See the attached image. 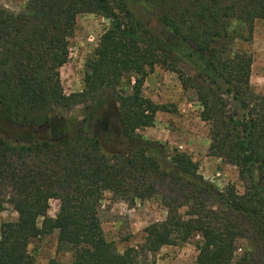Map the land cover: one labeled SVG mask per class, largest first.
Returning <instances> with one entry per match:
<instances>
[{
    "label": "trees",
    "instance_id": "16d2710c",
    "mask_svg": "<svg viewBox=\"0 0 264 264\" xmlns=\"http://www.w3.org/2000/svg\"><path fill=\"white\" fill-rule=\"evenodd\" d=\"M164 4L168 39L149 36L124 0H27L19 13L0 3V117L25 131L12 139L0 131V195L18 213L1 232L0 264H37L30 241L54 232L62 248L83 253L49 264H149V254L197 235L203 239L195 264H264V95L251 85L252 54H231L237 28L253 35L255 21L264 19V0ZM82 13L109 19L110 28L86 62L84 88L67 94L61 68ZM181 63L196 76L186 75ZM156 65L196 90L210 125L208 155L237 162L244 193L232 184L219 188L190 154L139 133L155 125L159 112L177 111L143 93ZM129 73L135 78L128 87ZM80 104L86 122L115 118L127 149L84 130L57 139L32 132L49 125L56 109ZM106 193L129 205L159 196L166 218L145 228L139 248L120 252L102 226ZM53 199L60 202L55 217L49 215Z\"/></svg>",
    "mask_w": 264,
    "mask_h": 264
},
{
    "label": "rangeland",
    "instance_id": "374dc122",
    "mask_svg": "<svg viewBox=\"0 0 264 264\" xmlns=\"http://www.w3.org/2000/svg\"><path fill=\"white\" fill-rule=\"evenodd\" d=\"M130 12L139 20L149 36L168 39L172 33L163 21L166 12L165 0H124ZM9 11L19 13L26 7L27 0H0ZM110 28V20L93 13H82L77 17L76 29L71 38V54L69 61L61 68V79L67 94L79 92L84 88L86 62L93 56L102 34ZM233 40L234 52L246 51L253 56L251 85L256 93L264 95V19H257L253 35L249 29L238 27ZM186 75L195 77V71L186 64H180ZM135 74L124 77V85L131 86ZM145 96L157 104H167L175 112H159L155 125L139 130V133L149 140L165 144L169 150L179 148L192 156L198 162L199 171L212 180L219 188L225 189L235 185L240 193H244L245 184L239 177L237 162L209 156L211 143L210 125L201 117L203 107L198 100L195 89L185 88L179 74L163 65H156L146 78L143 86ZM233 114L234 107L229 108ZM29 131L28 129H25ZM79 130L96 133L108 143H113L119 150L125 151L129 139L123 135L117 120L106 117L100 120L85 121V108L80 104L71 109L58 108L51 117V123L36 127L33 133L39 136L47 135L57 139L61 136L74 135ZM0 131L8 138L21 136L25 131L0 117ZM60 202L51 200L49 215L55 217L59 211ZM167 210L161 197L138 200L135 205L127 201L116 200L111 193H106L100 209V217L105 236L117 246L120 252L129 247L139 248L145 241V228L151 223L166 218ZM18 220V213L9 202L8 195H0V236L1 232ZM42 218L39 225H42ZM197 235L188 242L176 245H165L159 251L148 255L149 264H195L198 256L197 245L202 241ZM245 241L237 251L244 253ZM29 253L37 264H49L53 259L61 263L72 262L76 255L82 254V249L62 248L58 243V233L42 235L34 238L28 245Z\"/></svg>",
    "mask_w": 264,
    "mask_h": 264
}]
</instances>
